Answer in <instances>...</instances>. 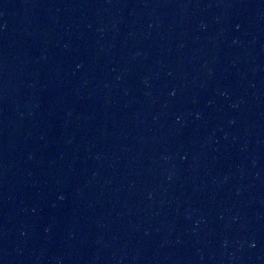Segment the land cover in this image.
I'll return each mask as SVG.
<instances>
[{"label":"water","instance_id":"water-1","mask_svg":"<svg viewBox=\"0 0 264 264\" xmlns=\"http://www.w3.org/2000/svg\"><path fill=\"white\" fill-rule=\"evenodd\" d=\"M0 264H264V0H0Z\"/></svg>","mask_w":264,"mask_h":264}]
</instances>
